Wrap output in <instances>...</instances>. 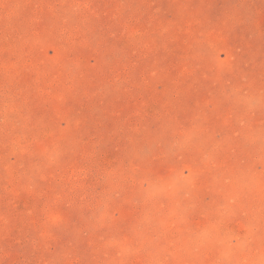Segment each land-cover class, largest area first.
Returning <instances> with one entry per match:
<instances>
[{"label":"rangeland","instance_id":"374dc122","mask_svg":"<svg viewBox=\"0 0 264 264\" xmlns=\"http://www.w3.org/2000/svg\"><path fill=\"white\" fill-rule=\"evenodd\" d=\"M0 264H264V0H0Z\"/></svg>","mask_w":264,"mask_h":264}]
</instances>
